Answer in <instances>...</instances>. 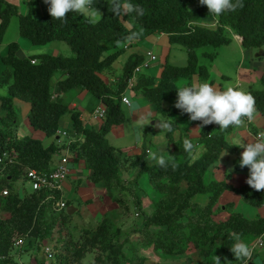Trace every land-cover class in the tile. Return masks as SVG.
<instances>
[{
    "label": "trees",
    "instance_id": "16d2710c",
    "mask_svg": "<svg viewBox=\"0 0 264 264\" xmlns=\"http://www.w3.org/2000/svg\"><path fill=\"white\" fill-rule=\"evenodd\" d=\"M37 1L29 0V11L20 15L15 6L0 0V43L11 17L19 14L23 36L35 45L64 40L71 46L73 55L42 53L19 58V45L12 42L4 57L11 68L0 76V85L8 89L7 95L0 94L1 106L7 111V116L0 118V154L7 150L16 152L17 156L15 163L0 164V188L9 189L0 201V264H19L20 259L13 254L14 250L19 252L14 246L18 238L37 241L38 250L30 261L32 264H84L86 255L96 249L97 254L90 264H148L149 249L175 260L180 258V264H188L191 256L215 260L218 256L224 264H241L230 251L233 237L264 236V218L256 214L253 219H247L241 213L231 212L228 219L217 222L214 206L224 190L232 189L247 203L259 207L264 202V189L256 191L248 184L232 187L226 182L206 179L207 170L224 150L236 153L237 169H247L238 164L239 148L224 138V134L235 127L213 133L212 125L204 126L200 142L206 150L194 161L192 155L183 150L184 139L172 140L173 155L168 159L175 162V168L170 165L161 168L142 153L131 162V166H140L141 170L126 184L121 167L127 155L111 145L106 134L125 121L121 96L127 88V79L145 58L138 54L129 58L113 85L101 74L112 68L117 56L124 51L123 43L127 39L140 41L155 32L166 33L172 42L186 47L187 65L165 62L159 77L139 72L134 86L137 94L156 103L162 111L163 103L176 99L175 88L181 79L190 80L194 75L208 79L216 49L230 41L227 27L244 36L246 47L264 45V0H241L242 7L217 16L216 28L194 23L201 16L210 15L199 0H118L122 6L118 12L113 11L114 0H92L91 9L102 12V17L91 23L87 16L77 13H68L63 21L52 19L48 11L39 16ZM129 5H139L144 14L128 11ZM206 46L212 49L198 52ZM201 57L207 62H202ZM32 58L37 62L32 63ZM260 83L261 86L251 87L247 92L264 116V72ZM82 90L93 93L106 108V118L99 130L83 125L79 111L71 108L65 95ZM15 99L30 104L31 126L49 136L57 134L61 120L71 112L78 138L71 142L74 150L70 151H75L85 161L94 182L105 183L113 201L123 205L124 214L131 212L132 207L139 212L134 218L137 225L125 228L115 212L99 219L95 227L82 228L79 238L75 239L67 228L73 214H68L66 209H54L52 199H47L44 191L32 189L21 193L16 183L28 180L29 168L50 170L60 146L57 143L45 146L31 135L15 137L12 128ZM144 178L158 195L150 211L143 206L145 192L141 183ZM201 193L211 194L205 204L196 200ZM59 195L55 193L56 197ZM52 239L57 242L51 256L40 255L43 242ZM189 250H193L191 254Z\"/></svg>",
    "mask_w": 264,
    "mask_h": 264
},
{
    "label": "crops",
    "instance_id": "0c3cea01",
    "mask_svg": "<svg viewBox=\"0 0 264 264\" xmlns=\"http://www.w3.org/2000/svg\"><path fill=\"white\" fill-rule=\"evenodd\" d=\"M6 2L15 6L20 15H25L29 11V0H6ZM37 4L38 14L40 11L39 9H41V12L45 11L44 14L39 16L45 15L47 13V4L44 2L43 6L41 0H38ZM91 11L95 13L94 22L98 21L102 14L93 10ZM19 14L11 17L3 41L0 43V76L3 72L11 68L5 63L4 57L8 54L9 45L12 42L19 45L17 51L19 58H27L42 53L55 55V49L52 51L49 47H43L48 45V43L44 45H35L29 38L21 34ZM1 23L2 19L0 17V27ZM51 42L53 43L51 46H53L55 42ZM233 44H235L234 48L240 51V56H237L234 64H232L231 61H228L227 56L226 60L224 57H221V64L218 62L217 65V62H212L210 75L207 80H202L198 75H194L190 80L184 78L181 79L179 81V86L188 85L192 82H208L214 88L223 89L226 86L235 84L237 81L239 82L240 87L245 91L250 87L256 88L261 86L260 77L264 72V58H260L258 52L252 50L247 54L246 49H242L238 43L233 42ZM147 51L155 53L157 59L153 60L149 65V68L143 69L142 72L148 73L152 76H160L165 62H169L176 66L187 65L188 56L186 49L175 46L166 33L155 32L143 40L135 41L134 44H131L127 49L122 51L113 62L112 68L102 73L101 77L106 82L113 85L122 75L123 68L129 58L136 54L146 57ZM58 54L61 53H57V55ZM112 70H120V75L111 74ZM3 88L6 90L5 92H1ZM0 89V94H8L7 86L0 85ZM125 94L128 95L131 100L130 105L122 103L123 111L125 112V121L113 126L106 136L111 135L112 138L110 140L107 139L108 142L114 147L121 148V150L127 155L121 167V175L126 184L129 183V180L137 176L141 170L140 166H131V164H129V162L133 161V158H137L145 152L146 158L149 159V152L157 153L162 150L163 155L166 158H170L173 155L172 140L179 141L188 139L194 143V152L191 156L192 161L196 160L204 153L206 147L200 142L202 129H196L199 123L190 121L187 114H183L174 109L176 99L163 103V110L160 111L156 103L151 102L144 95L137 94L134 90L126 89ZM65 95L70 100L71 108L79 111L80 119L86 128L96 130L101 128L104 120L96 119L93 116L95 109L102 106L104 107L101 99L88 90H82L75 93L70 91ZM14 102L15 116L12 122V128L14 129L13 134L15 137L22 138L31 135L39 138L45 146L54 143H57L60 146L63 137H60L58 134L49 136L41 130L33 129L29 122L30 104L28 102L18 99H15ZM6 116L7 111L1 106L0 102V118H5ZM163 122H170L172 124V132H166L162 127L159 128L158 123ZM210 125H212V132L215 133L218 130V125ZM60 128L70 132L73 130L71 112H68L63 117L60 122ZM71 135V137H67L65 140H73L75 137L72 133ZM259 135L264 136V116L261 111L254 106L253 119L248 121L245 118L240 127H235L234 129L227 131L224 134V138L232 145L241 140H246L245 142L252 141ZM238 148V153H241L243 149L240 147ZM147 150H149V152H147ZM224 152L225 154L222 155ZM57 153L58 154L51 163V168L54 167L56 160L60 155L68 156L70 172L63 183L61 194L68 205L73 206V216H75L74 214L78 215L75 219H81L80 222L83 225V228H91L87 226L89 223H95L96 225L97 221L107 214L109 215L112 213L111 215H113L116 212V205L114 202L112 203L111 198L106 194L107 188L105 183L94 182L90 178L92 171L86 166L85 161L80 158L75 151L72 152L67 148L60 146ZM236 158V153L230 152L229 150L222 151L219 159L207 170V181L217 180L220 182H226L232 187H240L247 184L246 177L248 175V169H237L235 167ZM150 161L152 162V160ZM143 182H146L145 179L142 180V185ZM143 190L145 192L143 206L146 211H150L152 209V201L157 199L158 195L153 188L150 192H148V189H144V187ZM210 195V193H201L197 195L196 200L205 204L209 201ZM101 210L104 211L101 212ZM231 212L241 213L247 219H253L256 214H259L264 218V202L259 207H255L254 205L247 203L241 194L232 189H226L222 192L214 206V219L217 222L224 221L229 218ZM99 216L100 218H98ZM238 237L249 246L252 252L249 261H252L253 264H264V257L262 258L261 255L264 251V244L259 246L257 243L258 238L254 236ZM258 248H262V250L256 253ZM179 260L181 261V259H178V263L176 264H180Z\"/></svg>",
    "mask_w": 264,
    "mask_h": 264
},
{
    "label": "clouds",
    "instance_id": "9594fccd",
    "mask_svg": "<svg viewBox=\"0 0 264 264\" xmlns=\"http://www.w3.org/2000/svg\"><path fill=\"white\" fill-rule=\"evenodd\" d=\"M44 2L48 5L47 11L49 12L52 19L63 21L68 13H77L81 16H87L88 21L90 23L94 22L95 13L91 11L93 10L91 9L92 0H44ZM199 2L201 5H205L207 7L208 13L210 15L207 14L205 16H201L199 19L195 20L194 23L208 28L217 27V16L228 11H235L238 7H242L241 0H199ZM121 7L122 6L119 4L118 0H114L113 11L118 12ZM127 10L135 11L138 15L144 14L143 9L139 5H136L135 7L129 5L127 7ZM100 13L102 14V12ZM226 35L230 38L229 43H238L242 49L252 48V51L258 52L260 58H264V48L262 47L263 45L261 46L263 49L256 46H244V36L234 30L232 31V29L229 27H227L226 29ZM134 42L135 40L133 39H127L123 43V49H127L131 44H134ZM152 56H154V58H152ZM144 58L145 60L136 66L139 67V70L136 71L135 67L133 75L127 79L128 84L126 89L134 90V86L138 79L137 74L139 72H142L143 69L149 68V65L153 60L157 59V56L152 51H147L146 57ZM31 61L32 63H35L37 62V59L32 58ZM145 63H147V65H145ZM132 78H134L135 83L130 86V80ZM175 89L176 100L174 106L179 109L181 113L187 114L190 121H199V124L197 125L196 129H202L204 126L215 124L218 125V129L226 130L230 126L240 127L242 121L245 118L248 121H251L253 119L255 106L254 98L247 92L249 89L245 91L240 87L238 81L235 84L226 86L223 89L214 88L208 82H192L188 85L177 86ZM124 95H126L125 91L122 93L121 100ZM122 103L128 104L123 102V100ZM103 108H105V106ZM105 118L106 114L104 118H101V120H105ZM158 126L159 128L162 127L166 132H172V124L170 122L158 123ZM63 130L65 129H61L59 127L57 134L60 137H71V133L74 135L75 138L78 137V135L75 134L74 128L71 132L65 130L67 131L66 135L61 132ZM75 138H73V140L67 139L68 144H71V142L74 141ZM245 141L246 140H241L232 145H236L243 149V151L240 153L238 164L241 168L247 167L248 169L246 183L253 190L260 191L264 189V136L259 135L252 141ZM182 147L184 152L188 153L189 156H191L194 152V145L188 139L183 140ZM147 152H149V150H147ZM224 154L225 152L222 155ZM148 158L154 161L155 164L161 168L169 165L172 168L176 167V164L173 160L168 159L163 155V150L157 153L149 152ZM129 164H131V162H129ZM68 206L69 205L67 203V207ZM67 207L65 209H67ZM136 216H139L138 211H136ZM257 238L258 245L262 246L264 244V236ZM260 239L262 240L261 244ZM230 251L234 254L235 260L240 261L241 264H249L252 252L249 246L245 242H243L238 236L233 237V243L230 245ZM214 264H221L220 258L218 256H216Z\"/></svg>",
    "mask_w": 264,
    "mask_h": 264
},
{
    "label": "rangeland",
    "instance_id": "374dc122",
    "mask_svg": "<svg viewBox=\"0 0 264 264\" xmlns=\"http://www.w3.org/2000/svg\"><path fill=\"white\" fill-rule=\"evenodd\" d=\"M41 2L43 3V6H44V0H41ZM37 7H38V4H37ZM39 10H40L39 14L37 13L38 15H42V14L45 13V11L41 12V9H39ZM53 42H55L53 46H51V44H53V43L50 42V43H48V45H45L43 47H46V48L49 47V48H51L52 51H53V49H55V55H57V53H61L64 56H72L73 55V51L71 49V46L66 41H64V40H55ZM173 43H174L175 46H178V48H182V49L185 48L179 42H173ZM234 46H235V44H233V42H231V43L225 44V45L217 48V54L215 55L214 63L217 62V65H218V62H219L221 64V57L222 58L224 57V59L226 60V56H227L228 61L229 62L231 61V63L234 64L236 59H237V56H240V51L238 49L234 48ZM257 47H259V48L263 47L264 48V45L262 47L261 46H257ZM211 49H212L211 46H206V47L198 49V52L200 53L202 50L210 51ZM250 50H253V49L252 48L246 49V53L249 54ZM201 61L202 62H207L202 57H201ZM246 65H247V63H246ZM112 73L119 76L120 75V70L119 71H116V70L113 71L112 70L111 74ZM58 76H59V73L56 74V77H58ZM0 91H1V89H0ZM5 91L6 90L3 88L1 92H5ZM106 138L110 140L112 137H111V135H109V136L107 135ZM62 140L63 141H62V143H60V146H62L64 148L68 147L69 150H74V147L73 146L71 147V144H68V140H65V138H63ZM206 178H207V176H206ZM145 181L146 182H143L144 189H148V192L152 191L151 184L149 183V181L146 180V179H145ZM16 184H17L18 188L21 190L22 194L25 193V191H31L32 190L31 185L26 180L25 181L19 180ZM115 193H118V191L116 190ZM106 194L111 198V196H110L111 194L110 193L107 192ZM111 201H112V203L114 202L113 198H111ZM114 204L116 205V212L119 214V216H117V217H118L119 221L121 222L122 226L127 228V227L135 225V224L137 225L138 222L136 223V221L134 219L135 217H137L136 216V210L133 207L130 210L131 212H128L127 214H124L125 211H124L123 205L119 206L115 202H114ZM104 210H101V212L104 211ZM74 215L75 216L72 215L69 224H67V226H68L67 228L74 233L75 239H78L79 235H80V231L83 228V225L80 222L81 219H75V217L78 216V215H76V214H74ZM98 218H100V216ZM87 226L95 227V223H89ZM56 242H57L56 239L47 240V241L43 242V244H42L43 251H41L40 255L41 254L42 255H46V253H45L46 248L45 247H49L50 250L49 251L47 250V252L49 253L48 255L51 256L53 246L55 245ZM37 244L38 243H37L36 240L35 241H33V240L30 241V239H25L24 240V248H23L24 250L23 251H19V252H15L16 250H14L13 254H15V256L18 259H20L19 260V264H23V263L24 264H29V262L33 259L36 251L38 250ZM261 250H262V248H258L256 253H258V251L260 252ZM192 251L189 250L190 254H191ZM147 253L150 255V258H151L149 260L150 263L148 262V264H176V263H178V261L175 260L172 256H168V255H165V254L157 253V251L155 252V251H152L151 249H149L147 251ZM96 254H97V249L92 251V252H90V253H88L86 255L85 260H84V264H90L93 261L94 256ZM261 255H262V258H263L264 257L263 256L264 255V251H263V253ZM195 258L196 257L192 258V256H191V260L192 261L189 260L188 264H214V262H215L214 258H198V259H195ZM184 260H185V263H186L187 260L183 259V261ZM153 261H154V263H153ZM221 264H224V263L221 261Z\"/></svg>",
    "mask_w": 264,
    "mask_h": 264
},
{
    "label": "built area",
    "instance_id": "2783aa9c",
    "mask_svg": "<svg viewBox=\"0 0 264 264\" xmlns=\"http://www.w3.org/2000/svg\"><path fill=\"white\" fill-rule=\"evenodd\" d=\"M154 58V56H152ZM34 62V61H33ZM147 65V63H145ZM139 70V67H136V71ZM135 83L134 78L130 80V86ZM123 102L130 104V99L128 96L124 95L122 97ZM106 114L105 108L100 107L94 110L93 116L97 119L104 118ZM64 135L67 134V131H61ZM17 153L10 152V151H3L0 154V164H12L16 161ZM70 172V168L68 165V157L67 155H60L59 158L56 160V164L50 170H38L36 168H29L27 170V178L28 182L31 185L33 190H40L47 193L46 198L53 201V208L56 210H62L67 207V202L64 199L61 191L63 189V183L65 179L68 177ZM59 192V197L55 196V193ZM9 193L8 188H0V201L4 196ZM262 240L260 239V244ZM14 246L17 250L23 251L24 249V239L18 238L14 242ZM45 253L48 255L50 248L45 247ZM44 248V249H45ZM24 264V263H23ZM29 264H32L31 262Z\"/></svg>",
    "mask_w": 264,
    "mask_h": 264
},
{
    "label": "water",
    "instance_id": "95a60500",
    "mask_svg": "<svg viewBox=\"0 0 264 264\" xmlns=\"http://www.w3.org/2000/svg\"><path fill=\"white\" fill-rule=\"evenodd\" d=\"M66 211H67L68 214L72 215L74 213L73 206L72 205H69L67 207ZM249 264H253V262L250 261Z\"/></svg>",
    "mask_w": 264,
    "mask_h": 264
}]
</instances>
